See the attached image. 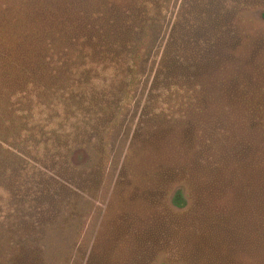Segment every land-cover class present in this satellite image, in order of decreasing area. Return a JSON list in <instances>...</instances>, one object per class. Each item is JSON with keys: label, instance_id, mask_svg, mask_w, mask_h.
I'll use <instances>...</instances> for the list:
<instances>
[{"label": "rangeland", "instance_id": "rangeland-1", "mask_svg": "<svg viewBox=\"0 0 264 264\" xmlns=\"http://www.w3.org/2000/svg\"><path fill=\"white\" fill-rule=\"evenodd\" d=\"M0 264H264V0H0Z\"/></svg>", "mask_w": 264, "mask_h": 264}, {"label": "trees", "instance_id": "trees-1", "mask_svg": "<svg viewBox=\"0 0 264 264\" xmlns=\"http://www.w3.org/2000/svg\"><path fill=\"white\" fill-rule=\"evenodd\" d=\"M122 31H124V30H121V32H119L118 34L120 35V34H122ZM176 63L177 62H179V61H175ZM166 68V66L164 65L163 66V69H161V75L160 76H164V77H169V75L164 71V70H166L165 69ZM172 70L174 69V68H171ZM25 73L26 72H29V71H24ZM170 78V77H169ZM168 78V79H169ZM22 79H23V82H20V84L21 85H25L26 84V82H24L25 81V79H28L29 80V78H28V76H26L25 74H24V76H22ZM22 98H24V99H26V96H23ZM22 101H24V100H22ZM174 203L176 204V205H178V206H180V207H184V205L186 204V200H185V198H184V195H183V193L182 192H179L176 196H175V198H174Z\"/></svg>", "mask_w": 264, "mask_h": 264}]
</instances>
